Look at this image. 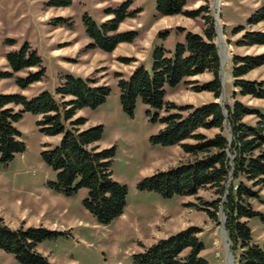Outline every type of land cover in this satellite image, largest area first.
Masks as SVG:
<instances>
[{
    "label": "rangeland",
    "instance_id": "rangeland-1",
    "mask_svg": "<svg viewBox=\"0 0 264 264\" xmlns=\"http://www.w3.org/2000/svg\"><path fill=\"white\" fill-rule=\"evenodd\" d=\"M50 1L0 0V73L12 72L5 56L24 43L41 58L45 70L40 82L24 90L16 86L15 79L24 78L37 69H26L14 73L12 78L0 79V94H21L28 99L44 91L53 94L55 87L68 75L92 80L98 86H108L110 93L102 105L79 111L76 117L87 119L82 128L102 125V145H97L101 149L114 147L111 170L114 180L127 189L126 206L122 215L109 225H100L83 208L86 190L81 189L71 196L55 192L50 186L55 181V173L43 163L40 152L43 145L55 146L60 137L43 136L35 125L37 118L25 113L15 124L25 145L24 152L15 155L7 165L0 163V220L12 230L21 226L44 227L61 233L55 239L37 245V250L45 253L51 264H131L130 256L138 254L135 252L142 245L150 247L188 227L200 230L198 238L203 245L200 257L208 264H229L230 256L235 264L236 254L232 253L229 241L226 242L221 224L224 194L206 187L194 196L163 198L157 193L137 189L141 179L188 162L190 158L179 146L150 144L149 137L163 126L151 121L154 112L150 110L151 114L147 116L148 108L140 99L133 116L127 115L119 102L117 81L128 79L140 65L150 70L151 51L156 47L172 51L177 43L184 42L186 32L202 34L205 18H208L213 24L214 44L222 67L219 78L223 101L220 106L224 108L237 100L264 116V100L238 95L232 86L231 75L233 56L264 53V46H236L242 33L232 34L237 27L264 32V22L251 27L246 25L264 0H189L184 8L186 11L205 7L194 19L183 15L159 17L155 12V0H130L129 11L139 12L126 18L117 33L135 32L136 37L132 43H120L111 53L87 49L92 41L85 34L83 16H89L99 25L112 18L105 10L116 9L126 0H72L68 7L48 6ZM218 25L221 41H218ZM7 40L13 43H7ZM211 79L209 73L187 78L177 88L166 89L165 101L178 107L216 102L218 100H214L211 92L194 89ZM244 79L264 80V65L250 71ZM12 109L14 112L21 110L15 106ZM165 114L161 112L159 117ZM255 122L256 117L252 115L243 119L248 126ZM199 132L211 137L217 130ZM184 143L194 142L187 140ZM230 182L231 179L224 184L226 193ZM216 200H221L218 208L208 206ZM259 200H264V188L259 192ZM250 204L254 211L264 214V206L259 201ZM247 226L251 241L262 246L264 226L260 219H248ZM0 264L18 263L11 254L0 250Z\"/></svg>",
    "mask_w": 264,
    "mask_h": 264
},
{
    "label": "trees",
    "instance_id": "trees-1",
    "mask_svg": "<svg viewBox=\"0 0 264 264\" xmlns=\"http://www.w3.org/2000/svg\"><path fill=\"white\" fill-rule=\"evenodd\" d=\"M71 3L72 0H51L48 6L68 7ZM186 3L187 0H155L156 16L183 15L194 19L205 10L201 6L186 11ZM130 6L131 1L126 0L116 9L105 10L112 18L99 25L84 15L85 34L92 41L87 49L111 53L120 43H132L135 32L117 33L126 18L139 12H130ZM205 21L202 34L186 32L184 42L177 43L172 51L156 47L151 53L150 70L140 65L128 79L117 81L119 102L127 115L133 116L140 99L148 108L147 116H150V110L154 112L151 121L163 126L149 137L150 144L179 146L190 158L188 162L141 179L137 189L157 193L163 198L194 196L206 187L214 188L222 195L226 191L224 184L231 179L222 209L230 249L236 254L235 264H264V244L259 246L251 241L247 226L248 219L254 217H258L264 226V214L254 211L250 204L259 201L264 206V200H259V192L264 188V116L237 100L224 108L216 102L178 107L165 101L166 89H174L185 79L204 73L211 74L212 79L194 88L195 91L211 92L214 100L220 96V59L214 44L215 32L212 22L208 18ZM261 22H264V4L254 11L246 25L251 27ZM239 33L242 35L236 46H264V32L249 31L245 27L232 31L233 35ZM7 43L13 42L7 40ZM5 58L12 72L0 73V79L12 78L14 73L26 69H37L24 78L15 79L16 86L22 90L44 77L41 58L27 43L7 53ZM263 65L264 53L232 57V86L238 95L264 100V80L244 79L250 71ZM109 93L108 86H98L92 80L68 75L55 87L53 94L44 91L31 99L21 94H0V163L7 165L15 155L24 152L25 145L15 124L22 114L35 116V125L43 136L60 137L55 146L43 145L40 152L43 163L55 173L51 188L66 196L86 190L83 208L100 225H109L122 215L127 189L113 178L114 147L101 149L97 145L102 138V125L82 128L87 119L76 117V114L84 109H96ZM12 106L21 110L14 112ZM161 112L166 114L159 117ZM250 115L256 117L252 126L243 123ZM199 130L217 132L207 137ZM187 140L194 143H184ZM219 203L221 200H216L208 206L216 209ZM210 215L214 218L213 213ZM199 233L198 228L188 227L159 240L142 253L132 255L131 264H208L200 257L203 245ZM59 235L61 233L44 227L21 226L12 230L0 220V250L11 254L18 264H51L37 250V245Z\"/></svg>",
    "mask_w": 264,
    "mask_h": 264
},
{
    "label": "water",
    "instance_id": "water-1",
    "mask_svg": "<svg viewBox=\"0 0 264 264\" xmlns=\"http://www.w3.org/2000/svg\"><path fill=\"white\" fill-rule=\"evenodd\" d=\"M217 23V22H216ZM219 40V39H218ZM221 70H222V67H221V63H220V75H221ZM222 88V86H221ZM218 101H216V103H218L219 105L222 103L223 101V91L221 90V93H220V96L217 98ZM224 116H226V112L224 111ZM230 141V139H229ZM226 192L224 193V196H226ZM224 222H225V216H224V213H222V221H221V224H222V229H223V233H224V236H225V240L226 242L229 241L228 237H227V234H226V230L224 228ZM232 260H233V257H232ZM232 264H233V261H232Z\"/></svg>",
    "mask_w": 264,
    "mask_h": 264
},
{
    "label": "crops",
    "instance_id": "crops-1",
    "mask_svg": "<svg viewBox=\"0 0 264 264\" xmlns=\"http://www.w3.org/2000/svg\"><path fill=\"white\" fill-rule=\"evenodd\" d=\"M189 0H187V3H186V6L185 7H187L188 6V4H189V2H188ZM152 52V51H151ZM150 52V53H151ZM177 88V87H176ZM98 145H102V143L101 142H98ZM174 235V234H173ZM171 236V235H170ZM169 237V236H168ZM145 247H148V246H144L143 247V245L139 248V250H137L135 253H141V252H143V250L145 249ZM44 255H45V253H44ZM131 257V256H130ZM130 262H131V259H130ZM118 264V263H117Z\"/></svg>",
    "mask_w": 264,
    "mask_h": 264
},
{
    "label": "bare ground",
    "instance_id": "bare-ground-1",
    "mask_svg": "<svg viewBox=\"0 0 264 264\" xmlns=\"http://www.w3.org/2000/svg\"><path fill=\"white\" fill-rule=\"evenodd\" d=\"M217 2V1H216ZM217 4V3H216ZM217 32H218V34H219V40L221 41V30H220V27H219V25H218V27H217ZM218 40V41H219ZM228 262H229V264H232V258H231V256L229 257V259H228Z\"/></svg>",
    "mask_w": 264,
    "mask_h": 264
}]
</instances>
